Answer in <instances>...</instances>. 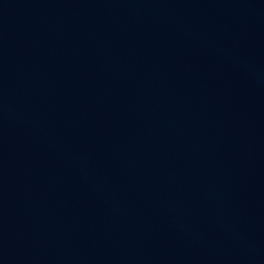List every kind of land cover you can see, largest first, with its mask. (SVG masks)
I'll list each match as a JSON object with an SVG mask.
<instances>
[{"label":"water","instance_id":"obj_1","mask_svg":"<svg viewBox=\"0 0 264 264\" xmlns=\"http://www.w3.org/2000/svg\"><path fill=\"white\" fill-rule=\"evenodd\" d=\"M0 264H264V0H0Z\"/></svg>","mask_w":264,"mask_h":264}]
</instances>
